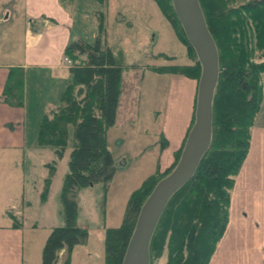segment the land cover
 Segmentation results:
<instances>
[{"label":"trees","instance_id":"16d2710c","mask_svg":"<svg viewBox=\"0 0 264 264\" xmlns=\"http://www.w3.org/2000/svg\"><path fill=\"white\" fill-rule=\"evenodd\" d=\"M155 2L175 33L182 34L177 35L180 41L187 44L171 1ZM198 3L218 54L211 142L190 181L168 200L150 239L149 264L152 258L162 257L165 250L164 264H208L228 221L230 191L247 154L249 133L263 98L264 0ZM166 9L173 12V17L167 15ZM100 17L99 33L103 24ZM187 45L191 64L148 69L198 81L200 65ZM64 55L74 62L69 70L71 81L60 96L59 105L43 115L37 129V145L54 149L58 158L67 147L71 132L67 172L59 189L63 224L50 230L40 264H69L72 249L86 243V230L76 224L78 192L98 182L106 192L116 170L106 133L115 125L122 91V72L126 69L122 52L103 46L98 36L93 44L81 39L73 41ZM23 77L21 69L10 70L2 94L4 102L22 106ZM181 150L168 171L149 177L130 194L121 224L105 229L103 264H121L142 203L155 184L176 166ZM53 173L50 166L41 201L46 199Z\"/></svg>","mask_w":264,"mask_h":264},{"label":"crops","instance_id":"0c3cea01","mask_svg":"<svg viewBox=\"0 0 264 264\" xmlns=\"http://www.w3.org/2000/svg\"><path fill=\"white\" fill-rule=\"evenodd\" d=\"M116 1L120 7L122 5L120 3L124 2L122 0ZM109 3L110 0H103L102 2L98 0H71V2L65 0H0V28L3 24H7V29L12 30L13 33L16 27L20 25L24 44L15 61H0V154L3 156L10 154L20 156L19 153H21V156H33L37 160H41L46 171L43 169L38 179L39 185L36 186L37 184L34 182L30 190L35 202L41 205L44 210L45 206L55 197L50 190L45 201H41L44 181L49 175L50 166L54 168L50 181L52 185L59 180L61 184V179L65 173L57 178L58 157H56V152L50 147L37 145V129L43 115L59 105L60 96L71 81L70 65L64 61V51L68 44L75 41V38H77L76 40L83 38L71 33L76 21L73 12L76 11L79 16L81 15V21H88L87 27L92 32L91 38L94 36L96 39L104 34V39H100L101 44L111 49L116 48L114 50L117 51L122 48V45L109 43L107 40L109 21L115 22L117 31H120L124 37L130 33L132 24L123 15L120 17L123 21L121 19L118 22L119 12L115 14L116 18L115 16L112 18V14L109 16ZM100 15L103 23L101 33H99L98 27ZM169 28L172 30L170 26ZM9 34L11 35V32ZM78 34L82 36L80 33ZM85 40L89 41L88 38ZM154 40L152 37L150 44ZM0 41H3L1 37ZM120 51L124 60V51L123 49ZM147 53L149 60L157 61L158 53L149 51ZM124 66L127 67V65ZM151 66L153 65H145L142 67L143 69H139L141 70L139 85L146 78L145 72H150L152 77L161 81L164 79L166 89L163 108L162 111L154 112L153 120L157 130L155 133L157 138L152 140L149 138L151 136L146 129L140 128L138 130L137 128L135 132L144 137L143 144L137 145L138 143L134 140L131 146V148L133 147L132 152L120 154L117 157L119 158L118 163H116L110 150L109 135L116 129V126L137 122L135 117L138 108L137 103L140 101L139 93L136 106L134 107L132 104L130 107V112H135V114L129 115L127 113L126 117H123V107L120 105L119 98L115 125L106 133L107 148L120 173H125L132 167V159L153 158L149 175L139 181L140 183L137 184L135 190L149 177L163 174L173 166L194 117L197 81L184 75L154 72L148 69ZM13 68L23 71L22 106H12L2 99L9 72ZM134 98L135 94L131 93L127 101L134 100ZM150 126L153 125L150 124ZM124 141L125 139L121 134L112 144H115L120 150ZM67 143L62 154L63 157L66 156L68 164L71 151L70 130ZM46 155L49 156L47 160L52 161V158L53 160L57 158V162L55 164L48 163L43 159ZM134 169L140 172V170L145 169V163L140 162ZM132 177L133 175L125 180L127 184L134 181ZM7 199L13 202L10 196ZM20 204L26 205L25 209L19 211L20 209L18 210L17 207L12 205L10 207L16 210V214L22 219L21 222L8 210L6 216L1 218L0 264H25V244L28 237H32V225L30 226L27 222L28 217H26L27 212H25L29 209L30 203L21 197ZM59 215L61 216V211ZM14 220H17L18 224H12ZM120 224L109 228L117 227ZM53 227H49V232ZM208 264H264V81L260 109L249 133L248 151L234 177L230 191L228 221Z\"/></svg>","mask_w":264,"mask_h":264},{"label":"rangeland","instance_id":"374dc122","mask_svg":"<svg viewBox=\"0 0 264 264\" xmlns=\"http://www.w3.org/2000/svg\"><path fill=\"white\" fill-rule=\"evenodd\" d=\"M65 1L71 2V0ZM122 1L124 2L120 3L122 4L120 7L116 0H110L109 16L112 14L113 18L115 14L119 12L118 16H120L117 17L118 22L122 19L120 17L123 15L131 21L132 29L130 30V33L126 34L124 37L121 35L120 31H117L115 22L109 21L107 40L109 43H120L122 45V48L119 49H123V64L127 65L122 73L121 81L122 91L120 95V105L123 107V117H126L127 113L129 115L131 113L135 114V112H130V107L132 104L134 107L136 106V103L138 102V93L140 94V101L137 103L138 108L136 109L135 119L137 122H134V124L118 125L109 135L110 150L116 163L119 162V158L117 157H119L120 154H123L124 152L128 153V151L132 152L133 147L131 148V146L134 140L138 143L137 145L143 144L144 137L142 134L138 135L135 132L137 128L138 130H140V128L146 129L151 136L149 137L150 139L154 140L157 138V135L155 134L157 130L154 126L155 123L153 124V120L155 116L154 112L159 110L162 111L163 108L164 91L166 89L163 82L164 79L161 81L160 79H156V77H152L150 72H145L146 78L144 82H141V85H139L141 77V70L139 69H143L142 67L145 65L175 66L191 64L187 58L189 53L186 54L188 43H182L183 40H181L182 42L180 41L177 35L182 34L175 33L172 26L169 25L170 23L168 20L160 11L155 0ZM72 4L75 5V3ZM166 12L169 17H173V12L171 10L166 9ZM78 14L79 13L76 11L73 12L76 21L71 33L78 37H83L85 39L88 38L89 41L83 38L81 39L89 44H93L95 38L94 36L91 38L92 32H90L87 27L88 21H81V15L79 16ZM6 25L7 24H3L0 28V37L3 39V41H0L1 62L15 61L20 54V50L24 46L21 33L22 27L20 25L17 26L12 33V30H8ZM10 32L13 37H10ZM152 37H154L155 40L150 44ZM76 39L77 38H75V40ZM100 39H104V34H101ZM148 51L159 54L158 58H156L157 61L149 60L147 55ZM65 63L70 65V67L74 65L73 61ZM131 93L135 94V98L134 100L127 101L128 96ZM150 124L153 126H150ZM121 134L125 141L124 145L119 150L115 144L113 145L112 143ZM19 154L20 156L17 154H10L8 156L0 154V223L1 218L6 216L7 210L10 214L17 217L19 222H21V217L18 216L16 210L11 207H17L18 210L20 209L19 211L25 209L26 205L20 204L21 197L30 203L29 209L25 210V212L28 214H26V217H28L27 222L30 226L32 225V237H28L27 243L25 244V264H40L42 245L49 232V227H56L63 224L62 217L59 215L60 211H62L59 202V189L61 184L60 180L57 183L55 182L54 185L51 183L49 184L48 193L52 190L51 194L55 197L45 206L44 210L41 205H38L35 202L30 187L34 185V182L37 184L36 186L39 185L38 179L43 172V169L45 170L46 168H43L41 160H37L36 157H26L21 156V153ZM48 157L49 156L46 155L43 159L51 164L57 162V156H54L56 160H53L51 156L52 161L47 160ZM140 162L145 163V169L138 172L134 167L139 165ZM151 165H153L152 157L145 159L135 158L132 159V167L125 173H120L116 164L115 167L117 168L109 182V187L106 192L103 191L102 184L99 182L91 187L79 190L77 196L79 212L76 218V224L78 227L86 230L87 241L85 244L76 245L72 249L69 255V264H103L104 231L110 226L120 224L126 208L127 197L133 190H135V188H137V184L140 183L139 181L149 175ZM66 172L67 158L66 156L63 157L62 154V156L58 158L57 178L61 177ZM131 175H133L132 179L134 181L127 184L125 180ZM9 196L13 202H10L7 199ZM14 203L16 204L14 205ZM18 221L14 220L12 224L16 225L18 224ZM64 256L65 251L60 254V259L63 260ZM165 260L166 250L163 252L162 257L152 258L151 264H164Z\"/></svg>","mask_w":264,"mask_h":264},{"label":"water","instance_id":"95a60500","mask_svg":"<svg viewBox=\"0 0 264 264\" xmlns=\"http://www.w3.org/2000/svg\"><path fill=\"white\" fill-rule=\"evenodd\" d=\"M175 17L200 65L194 119L176 166L160 179L142 203L121 264H149V243L170 197L187 184L211 142L212 101L218 54L198 0H170Z\"/></svg>","mask_w":264,"mask_h":264},{"label":"built area","instance_id":"2783aa9c","mask_svg":"<svg viewBox=\"0 0 264 264\" xmlns=\"http://www.w3.org/2000/svg\"><path fill=\"white\" fill-rule=\"evenodd\" d=\"M64 61L67 63H70L69 59H67V58H65Z\"/></svg>","mask_w":264,"mask_h":264},{"label":"bare ground","instance_id":"6f19581e","mask_svg":"<svg viewBox=\"0 0 264 264\" xmlns=\"http://www.w3.org/2000/svg\"><path fill=\"white\" fill-rule=\"evenodd\" d=\"M190 128V127H189ZM157 174V173H156Z\"/></svg>","mask_w":264,"mask_h":264}]
</instances>
